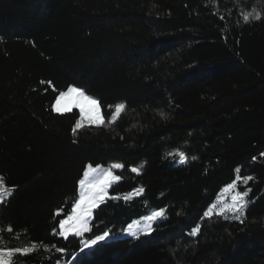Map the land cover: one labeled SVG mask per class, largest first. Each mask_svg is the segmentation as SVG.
<instances>
[{
  "label": "trees",
  "instance_id": "1",
  "mask_svg": "<svg viewBox=\"0 0 264 264\" xmlns=\"http://www.w3.org/2000/svg\"><path fill=\"white\" fill-rule=\"evenodd\" d=\"M69 86L97 99L103 125L73 134L79 110L52 108ZM262 154L264 0H0V247L30 249L14 264H264ZM117 162L91 232L53 234L85 166ZM237 169L254 177L238 185L243 222L204 217ZM155 209L151 234H122Z\"/></svg>",
  "mask_w": 264,
  "mask_h": 264
},
{
  "label": "snow or ice",
  "instance_id": "2",
  "mask_svg": "<svg viewBox=\"0 0 264 264\" xmlns=\"http://www.w3.org/2000/svg\"><path fill=\"white\" fill-rule=\"evenodd\" d=\"M252 19H260L261 14L255 13L244 14L243 19L247 23ZM111 111V116L107 123H115L121 114L126 110V105L124 103H117L114 106H109ZM53 111L58 113L70 112L73 108L79 110V117L76 119L75 124L72 128V132L75 135L78 129H81L88 125H103L105 123L104 117L101 113L100 106L96 98L86 94V91L80 87L69 86L66 91H62L56 97L55 103L52 105ZM162 117L164 116L161 113ZM172 155V153H169ZM175 155L180 157V162H186V156L183 152H177ZM264 155V154H262ZM193 160L197 159L195 156L192 157ZM255 159V157L253 158ZM124 165L122 163H112L109 167L105 168L102 165L93 166L91 163L87 164L83 170L81 178L78 180V198L74 200L71 205L70 212L67 213L65 218L59 220L58 233L57 230L53 229V234H58L59 237L68 239V237H82L85 233L91 232L90 220L93 216V210L96 209L108 196V189L113 185V183L121 179L120 175L114 174V170L123 169ZM131 171L139 174L140 169L137 167L131 168ZM236 178L229 184H227L217 196V201L209 206V208L204 212V217H211L212 215L222 216L225 219H235L241 220L244 216L245 209L248 206L249 192L250 188H246L241 191L238 185H247L249 181H252L254 177L239 175L240 169H237ZM144 191L143 188L135 189L133 192L122 194L119 196L112 197L113 199L123 198L124 200L131 199L134 195H138ZM12 194V189L6 187L5 180L0 177V203L6 200L7 196ZM165 213L164 209H159L152 211L151 214L146 215L141 218L140 221H135L129 224L124 232L133 237L134 239H139L140 235H149L153 231V223L159 218L163 217ZM57 216L60 215V210H57ZM200 230V226L194 227L190 235H197ZM7 231L11 232V226H8ZM110 237L109 231H103L102 234L93 235L89 239H81L80 243L83 245L81 252L84 249H91L96 246L98 242L106 241ZM55 247V246H53ZM35 246H33L34 250ZM57 252L64 253L66 250L62 247L56 248ZM30 249L16 248V249H6L0 247V264H14V257L16 254L27 255ZM59 264V261L57 262ZM74 264H79L78 260H74Z\"/></svg>",
  "mask_w": 264,
  "mask_h": 264
},
{
  "label": "rangeland",
  "instance_id": "3",
  "mask_svg": "<svg viewBox=\"0 0 264 264\" xmlns=\"http://www.w3.org/2000/svg\"><path fill=\"white\" fill-rule=\"evenodd\" d=\"M66 90H67V89H66ZM66 90H65V91H66ZM54 103H55V101H54ZM54 103H53V104H54ZM111 164H112V163H111ZM111 164H110V165H111ZM110 165H107V166H103V165H102V166L105 167V168H107V167H109ZM93 166H95V165H93ZM114 174H116V173H115V170H114ZM78 188H79V186H78ZM220 192H221V191H220ZM219 194H220V193H219ZM219 194H218V195H219ZM216 201H217V199H216ZM155 210H159V209H155ZM155 210H151L147 215L151 214V212H152V211H155ZM145 216H146V215H145ZM142 217H144V216H141V217H139V218H137V219H134L130 224H132V223L135 222V221H140ZM163 217H164V215H163ZM161 218H162V217H161ZM127 226H128V225H127ZM126 228H127V227H126ZM126 228H125V229H126ZM101 234H102V233H101ZM122 234H124V235H128V234H127L126 232H124V231L122 232ZM82 248H83V245H82Z\"/></svg>",
  "mask_w": 264,
  "mask_h": 264
}]
</instances>
